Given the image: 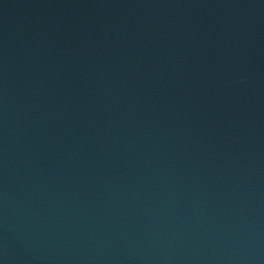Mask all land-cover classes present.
I'll return each instance as SVG.
<instances>
[{"label": "water", "instance_id": "obj_1", "mask_svg": "<svg viewBox=\"0 0 264 264\" xmlns=\"http://www.w3.org/2000/svg\"><path fill=\"white\" fill-rule=\"evenodd\" d=\"M0 264H264V0H0Z\"/></svg>", "mask_w": 264, "mask_h": 264}]
</instances>
